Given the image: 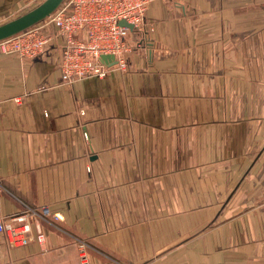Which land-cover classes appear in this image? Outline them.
I'll use <instances>...</instances> for the list:
<instances>
[{"label":"crops","instance_id":"obj_1","mask_svg":"<svg viewBox=\"0 0 264 264\" xmlns=\"http://www.w3.org/2000/svg\"><path fill=\"white\" fill-rule=\"evenodd\" d=\"M146 23L104 77L63 82L62 37L0 55V216L33 227L0 264H81L80 242L91 264H264V0H152Z\"/></svg>","mask_w":264,"mask_h":264},{"label":"built area","instance_id":"obj_2","mask_svg":"<svg viewBox=\"0 0 264 264\" xmlns=\"http://www.w3.org/2000/svg\"><path fill=\"white\" fill-rule=\"evenodd\" d=\"M151 2L64 0L42 21L0 40V55L13 53L21 58H34L45 51L53 38L62 37L60 69L63 82L104 77L113 67L126 69L128 53L148 46L146 13ZM121 21L133 27L122 25ZM102 55H113L114 63L102 61ZM84 137L88 138L86 132ZM40 210L44 215L58 218L47 205L41 206ZM32 228L27 214L0 216V235L13 246L28 243L33 238ZM37 237H42L40 229ZM86 248L85 242L79 243L81 264H91Z\"/></svg>","mask_w":264,"mask_h":264},{"label":"water","instance_id":"obj_3","mask_svg":"<svg viewBox=\"0 0 264 264\" xmlns=\"http://www.w3.org/2000/svg\"><path fill=\"white\" fill-rule=\"evenodd\" d=\"M64 0H43L40 4L31 10L0 24V40L16 35L23 30L30 28L36 23L42 21L47 16L52 14ZM122 25H127L130 28L133 26L127 24L126 21H121ZM102 61L114 63L113 55H102Z\"/></svg>","mask_w":264,"mask_h":264},{"label":"rangeland","instance_id":"obj_4","mask_svg":"<svg viewBox=\"0 0 264 264\" xmlns=\"http://www.w3.org/2000/svg\"><path fill=\"white\" fill-rule=\"evenodd\" d=\"M43 0H38L36 2H34L31 6H28V7H25V8H22V9H19L17 11H15L14 13H12L6 20H10V19H13L29 10H31L32 8H34L35 6H37L38 4H40ZM5 20V21H6Z\"/></svg>","mask_w":264,"mask_h":264}]
</instances>
